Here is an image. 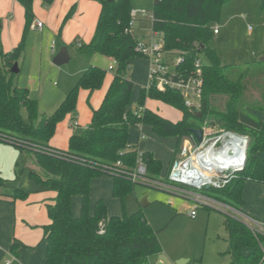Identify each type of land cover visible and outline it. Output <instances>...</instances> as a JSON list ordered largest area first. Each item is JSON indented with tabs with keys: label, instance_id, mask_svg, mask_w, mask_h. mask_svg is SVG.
Instances as JSON below:
<instances>
[{
	"label": "trees",
	"instance_id": "obj_1",
	"mask_svg": "<svg viewBox=\"0 0 264 264\" xmlns=\"http://www.w3.org/2000/svg\"><path fill=\"white\" fill-rule=\"evenodd\" d=\"M15 1L23 9L24 26L19 42L6 53L0 50V141L15 146L21 155L33 161L36 170H31L29 177L42 191L53 193L51 202L45 203L48 223L41 227L45 264H149L162 251L157 234L140 212L109 217L103 200H97L91 208L92 181L109 176L112 197L123 201L135 184L118 172H105L104 166L113 167L120 162L117 170H131L141 153L148 177H165L182 142L195 129L222 128L248 137L245 165L237 178L223 189H205L204 193L240 211L244 184L264 186V119L247 112V108L264 112V59L250 66L225 65L210 47L214 35L211 25L219 20L223 5L233 0H153L152 3L151 28L161 36V51L175 52L179 59L170 68L172 80L196 77L194 63L200 56L205 59L199 69L198 108L186 107L183 94L169 87L142 88L133 101V82L125 73L134 59L144 57L135 51L138 37L128 26L131 0H97L100 12L92 37L87 43L74 41L76 52L86 62L99 54L116 61V66L100 104L91 109L83 131L69 137L66 150L51 147L50 139L59 123L75 115L78 90H84L89 99L102 87L106 73L98 67H87L56 110L49 116H39L37 101L30 98L26 88L13 83L16 74L11 73L13 65L23 58L24 40L34 19V0ZM40 1L44 7L53 2ZM260 8L264 15V0ZM73 13L74 6L61 27ZM252 90L261 99L260 104L248 103L249 97L253 98ZM146 100L179 111L181 118L172 122L162 117L145 107ZM221 101H224L222 105ZM21 107L28 113V122L22 120ZM140 126L150 127L159 138L175 139L163 175L161 163L129 141L130 129ZM5 185L0 179V186ZM75 197L79 199L77 216L71 210ZM12 198L25 200L27 193L15 189ZM223 227L229 264L262 263L264 237L228 214ZM18 246L11 245L10 254L14 257L18 255Z\"/></svg>",
	"mask_w": 264,
	"mask_h": 264
},
{
	"label": "rangeland",
	"instance_id": "obj_2",
	"mask_svg": "<svg viewBox=\"0 0 264 264\" xmlns=\"http://www.w3.org/2000/svg\"><path fill=\"white\" fill-rule=\"evenodd\" d=\"M259 1L246 0V3H244V1L234 0L223 5L219 20L212 24L213 26H218L220 35L217 37L213 35L210 41V47L217 52L223 63L235 64L240 67L250 66L256 64L264 56V52H262V49H264V15ZM152 3L153 0H131L132 9L146 11V16L134 22L135 26H133V29L137 37H149L152 34L150 21ZM244 4L245 7H243ZM41 5L42 7L44 6L42 3ZM230 6L238 8L240 12L237 13L242 22V25L239 24L234 31L233 29H222L226 22L227 14L230 13L227 11ZM91 22L88 27L92 36L96 19ZM249 26L251 29H248ZM91 36L88 34L87 38H84L80 34L77 41H88ZM74 41H76L75 37L72 38L71 44L66 48L69 61L61 66H56L52 63V59L62 48L58 31L55 32L53 29L47 28V26H45L43 33L30 29L24 40L23 58L17 64L19 72L13 78V83L16 86L26 88L29 91L30 98L37 101L39 116H49L76 85L79 77L87 67L92 65L105 71L106 75L102 87L95 91L89 99H87V93L79 89L75 115L67 116L57 126L49 144L61 150L68 148V135L70 133L80 134L88 124L91 109L98 106L115 70L114 68V70L110 71L111 62L99 54L94 55L90 64L81 59L76 52ZM52 42H54L55 49L53 53H51L50 48ZM152 42L161 43V36L157 34V36L153 37ZM3 43L7 45L8 42L5 38L3 41L0 34V50L6 53ZM199 58L202 63L205 62L204 57L200 56ZM163 59L168 67L171 68L177 61V55L171 51L165 52L163 53ZM140 60H142L144 65L147 64L145 58ZM142 62L138 64H143ZM133 66L134 64L130 63L129 68L126 70L125 77L127 79L130 78ZM250 72L253 73V71ZM262 84L263 81H261ZM137 85L139 87L140 84ZM138 87L133 91V100L138 95ZM251 93L253 98L249 97L248 103L250 105H254L256 102L260 104L261 99L255 91L252 90ZM198 102L199 98H193L194 104ZM223 102L221 101L220 104L222 105ZM146 104L151 110L158 111L159 114L169 120L177 121L181 118L179 111L160 102L148 100ZM135 106L133 102L131 108L134 109ZM247 112L256 118L264 119V112L254 111L250 108H247ZM20 113L22 120L28 122V113L24 107H21ZM135 134V129H131L129 132L130 137L135 136ZM143 135L146 138L149 137L147 133L143 132ZM156 143V154L166 159L169 155V148L160 141ZM5 146L16 150L20 164L15 168V160L13 161L10 157L3 159L4 169L2 174H0V179L6 185L1 186L0 190H7L13 194L15 189H20L27 193L28 196H35V198L42 194L44 198H48L46 202L50 203V191H42L40 185L29 177V172L36 170L34 163L28 158L21 156L15 146L11 144ZM103 177L110 178L109 176ZM105 187L104 185L102 196L107 204L108 215L122 216L140 212L157 234L162 251L152 257L149 264H174L177 260H184L183 264H229V256L225 254L227 249V234L223 227V220L225 214H227L225 210L201 206L197 209L196 216L190 218L188 213L192 203L189 199L167 193L146 184H135L132 191L124 197L123 201H120L112 197L110 187L107 189ZM187 190L196 192L191 189ZM196 193L209 196L204 191ZM93 194L94 191H92L90 204L92 203ZM28 202L31 203V201ZM73 202L75 201H72V205ZM35 206H40V208L44 209V217L47 219L45 204L37 203ZM77 208L79 211L78 206ZM72 209L74 210V208ZM5 259L6 257L2 258L0 264H4ZM13 264L16 263L13 262ZM261 264H264V260Z\"/></svg>",
	"mask_w": 264,
	"mask_h": 264
},
{
	"label": "crops",
	"instance_id": "obj_3",
	"mask_svg": "<svg viewBox=\"0 0 264 264\" xmlns=\"http://www.w3.org/2000/svg\"><path fill=\"white\" fill-rule=\"evenodd\" d=\"M239 1H244V3H246V0H239ZM259 2L261 3V0ZM41 3L42 2L40 0L33 1V5H32V9L34 12L33 22L36 20L40 21L43 24V27L41 30L38 29H32V30L43 33L45 26H47V28L49 29L51 28L55 32L58 31V35L61 41V47H65V48H67V46L71 44L73 37H75L77 41V38L80 36V34L84 36V38H87L88 34L89 36H91V33H89L91 31L88 25L92 23L91 21H95V19L97 21L100 12V4L97 0H53L52 4L49 7H44V6L42 7ZM73 6H74L73 15L61 27L64 17ZM243 7H245V4L243 5ZM227 11L230 13L227 14V19L222 29L227 28L229 30L233 29L234 31L235 28L239 26V24L242 25V22L240 21V17L237 13L240 11H238V8H235L234 6H230L229 8H227ZM141 18L142 17H137L136 20H140ZM23 26H24V14L21 6L15 0H0V30H1L0 34L1 37L3 38V41L5 38L8 42L7 45H4L3 43V48L5 51L7 52L10 51L19 42L22 35ZM214 28H217V34H215V36L217 37L218 35H220V30L218 26L211 25V30H213ZM155 36H157V33L152 32V34L149 37H138V40L150 42L153 41V37ZM78 41L87 43L89 40L88 41L78 40ZM262 52H264V49H262ZM263 57H261L259 60H263L262 59ZM92 58L88 62L89 64L92 61ZM104 58L112 63V59H109L107 57ZM140 59L142 58H136L131 62V64L133 63L134 66L129 80L133 82V91L138 87L137 84H140L138 87V90L140 91L142 88L146 87L148 82L149 63L148 61H146L147 64L144 65V63ZM139 62H142L143 64H138ZM224 64L232 65L226 63ZM136 99L137 97L134 98L133 101H136ZM147 101L148 100H146L145 102V107L150 109L146 104ZM156 113L159 114L158 111H156ZM172 122H176V121H172ZM131 129H135L136 134L133 137H130L129 135V141L132 144L136 145L139 151L150 153L155 160H158L162 165L161 175H163L168 166L171 153L175 145V139L159 138L153 133L152 129L148 126H140L138 129L136 128H131ZM143 132L149 134V137H147L149 139H147L146 137L141 138V136H144ZM71 135L72 133L68 135V139ZM157 141H160L162 144L164 143L165 146L169 148V155L166 157V159L156 154L157 149L155 147V144H157L156 143ZM1 143H0V174H2L4 169L3 159L5 157H10L13 161L14 160L16 161L15 168L20 164L19 162L20 160L19 157L17 156L16 150L5 146L8 143H4V142ZM49 145L53 148H57L52 146L51 144ZM15 168H13V170H15ZM104 185L106 186L105 187L106 189L110 187V190L112 192V179L101 176L100 178L98 179L96 178L92 181V185H91L92 190L90 193L89 201L91 199L92 191H94V194H93L92 203L90 204L91 208L97 200L105 201V199H103L102 196ZM12 195L13 194H11V192L7 190L6 191L0 190V260L5 257L6 259L9 258V256L11 255L10 248L12 244H19V246L17 247L18 255L17 257L13 256L15 259L12 261L11 264H13V262H15L16 264H45V254H44L45 243L42 240L41 227L47 224L48 220L45 219L44 217L45 214L44 209L40 208V206L36 207L35 205L37 203L39 204L47 203L46 200L48 198L47 197L44 198L43 197L44 195L41 194L39 195L38 198H35V196L27 195V198L25 200H14L12 198ZM52 197H53V193L50 192V199H52ZM77 199L78 198L75 197L72 200L75 201L71 206L73 216H77L79 214L77 208V206L79 207V199L78 200ZM37 200H42V201H37ZM242 200H243V205L241 206L240 211L245 214H248L249 216L255 218L256 220L264 222V186L256 183L246 182L244 184L242 191ZM28 201H31V203ZM72 208H74V210ZM108 216L110 217L111 215Z\"/></svg>",
	"mask_w": 264,
	"mask_h": 264
},
{
	"label": "built area",
	"instance_id": "obj_4",
	"mask_svg": "<svg viewBox=\"0 0 264 264\" xmlns=\"http://www.w3.org/2000/svg\"><path fill=\"white\" fill-rule=\"evenodd\" d=\"M144 16H146L145 10L132 9L128 23L129 28H133L137 17ZM42 27L43 24L36 20L31 24L30 28L41 30ZM248 29H251V27L249 26ZM212 32L214 35L217 34V28H214ZM50 48L51 52H53L54 42L51 43ZM161 48V43L152 41L138 40L136 44L135 51L149 63L148 82L145 88L154 86L158 90H163L166 87L176 89L183 94L186 107L198 108V103L194 104L193 98H199L201 93V80L199 78L200 59L194 63L196 77L173 81L170 75V68L163 59ZM178 62L179 59L177 58L176 63ZM115 66L116 61L112 60L109 70H114ZM201 130L203 131V137L200 143L195 140L193 134L182 142L180 152L165 177L160 179L148 177L147 167L142 160L141 153H138L136 164L131 170H117V167L121 166L120 162H117L113 167L104 166V170L109 174H117L118 172L133 184H146L167 193L189 199L192 203L188 213L190 218L196 216L197 209L201 206L222 209L232 218L245 224L252 232L264 237V222L256 220L248 214L205 194L196 193L205 189H223L237 178L238 173L242 171L245 165L248 137L222 128L210 129L203 127ZM141 138H144V136H141ZM187 189L196 192H189ZM262 256L264 259V246L262 247ZM14 259L10 255L4 264H11Z\"/></svg>",
	"mask_w": 264,
	"mask_h": 264
},
{
	"label": "water",
	"instance_id": "obj_5",
	"mask_svg": "<svg viewBox=\"0 0 264 264\" xmlns=\"http://www.w3.org/2000/svg\"><path fill=\"white\" fill-rule=\"evenodd\" d=\"M108 2H112L114 0H106ZM264 59V57L262 58ZM69 61V56L67 53V49L65 47H62L58 54L54 56L52 59V63L56 66H61L63 64H66ZM11 73L16 74L18 73V68L17 64L13 65V68L11 69ZM192 134L195 138V140L200 143L203 137V131L201 129H195L192 131ZM185 261L184 260H177L174 264H183Z\"/></svg>",
	"mask_w": 264,
	"mask_h": 264
}]
</instances>
